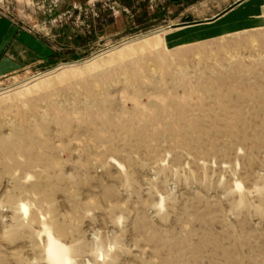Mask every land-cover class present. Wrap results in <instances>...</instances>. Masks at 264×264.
Returning <instances> with one entry per match:
<instances>
[{"label": "rangeland", "instance_id": "1", "mask_svg": "<svg viewBox=\"0 0 264 264\" xmlns=\"http://www.w3.org/2000/svg\"><path fill=\"white\" fill-rule=\"evenodd\" d=\"M238 1L0 0V264H264V0L165 30Z\"/></svg>", "mask_w": 264, "mask_h": 264}, {"label": "crops", "instance_id": "2", "mask_svg": "<svg viewBox=\"0 0 264 264\" xmlns=\"http://www.w3.org/2000/svg\"><path fill=\"white\" fill-rule=\"evenodd\" d=\"M47 58L48 50L44 45L35 40L29 31L16 27L0 14V82L20 76L41 65Z\"/></svg>", "mask_w": 264, "mask_h": 264}, {"label": "water", "instance_id": "3", "mask_svg": "<svg viewBox=\"0 0 264 264\" xmlns=\"http://www.w3.org/2000/svg\"><path fill=\"white\" fill-rule=\"evenodd\" d=\"M244 0H239L238 2H236L232 7L228 8L227 10H225L224 12H222L221 14L217 15L216 17L213 18V20H208V21H194L191 23H183V24H178L175 26H167L165 30H173V29H177V28H181V27H185V26H189V25H200V24H204L205 22H212L216 19H218L219 17H221L224 13L228 12L229 10H231L232 8H234L235 6H237L238 4H240L241 2H243Z\"/></svg>", "mask_w": 264, "mask_h": 264}, {"label": "bare ground", "instance_id": "4", "mask_svg": "<svg viewBox=\"0 0 264 264\" xmlns=\"http://www.w3.org/2000/svg\"><path fill=\"white\" fill-rule=\"evenodd\" d=\"M66 261H67V259H66Z\"/></svg>", "mask_w": 264, "mask_h": 264}]
</instances>
